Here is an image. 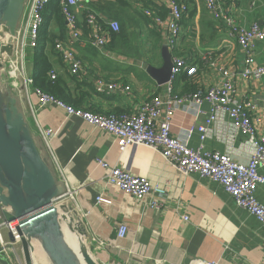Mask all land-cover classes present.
I'll return each mask as SVG.
<instances>
[{
    "label": "crops",
    "instance_id": "1",
    "mask_svg": "<svg viewBox=\"0 0 264 264\" xmlns=\"http://www.w3.org/2000/svg\"><path fill=\"white\" fill-rule=\"evenodd\" d=\"M233 1L236 3L235 19L240 25L264 24V0H221L223 6ZM184 3L189 12L182 20V33L175 47L169 50L174 59L180 58L188 66H196L197 73L190 76L183 70L172 81V92L168 90L169 84L160 86L147 73L149 65L161 66V51L163 46H168L169 33L154 23L147 24L139 16L145 8L142 11L133 4L120 10L114 4H106L105 11H98L103 23L115 20L123 30V37L112 49H109L111 39L105 47L93 46L95 32L89 26L84 28L81 11H77L80 40H69L67 30L62 31L54 25L52 33L63 37L57 38L56 42L71 47L81 63L80 74L73 76L57 51L51 58L52 71L63 81L65 93L70 95L68 100L78 109L120 115L134 113L140 105L157 96L166 99L171 93L185 96L207 90L226 79L201 57L212 53L217 62L229 70L238 98L253 105L248 113L251 118L261 119L257 130L264 135V80L242 79L246 68L245 52L224 22L209 11L204 0ZM30 50L34 54L35 51ZM253 52L255 63L264 64V41L256 42ZM33 72L34 64L28 73L32 76ZM99 79L130 86L131 90L100 94L96 91ZM31 88L33 91L34 85ZM14 95L41 154L50 160L27 101L22 93ZM31 102L38 111V122L55 131L52 149L71 185L78 191L79 208H74L76 219L85 228L87 246L99 264H264L261 224L238 208L220 185L197 174L181 175L160 153L148 147L133 145L121 151L114 137L80 118L70 117L55 106L40 108L36 94H31ZM201 111L202 116H198L195 108L181 109L173 120V136L184 140L190 148L202 146L205 152L228 153L238 161H248L252 153L251 142L248 136L234 129L227 113H220L217 120L208 125V137L201 140V132L196 126L209 115L210 105L204 103ZM98 160L159 184L166 194L162 207L152 209L148 205L150 198L141 203L109 185ZM50 166L57 178V170L52 164ZM259 172L264 175V168ZM99 197L109 203L97 202ZM256 198L264 205V186L257 189ZM184 217H188V221ZM122 225L127 227V233L120 239ZM15 246V253L0 254V264H25L22 249Z\"/></svg>",
    "mask_w": 264,
    "mask_h": 264
},
{
    "label": "built area",
    "instance_id": "2",
    "mask_svg": "<svg viewBox=\"0 0 264 264\" xmlns=\"http://www.w3.org/2000/svg\"><path fill=\"white\" fill-rule=\"evenodd\" d=\"M51 0H27L24 13L17 28L15 37L5 36L0 38L1 45L11 46V54L6 50L0 51V61L3 67L0 70L2 87L10 89L14 93H22L27 101L32 115L37 124L40 141L44 145L50 164L58 172L57 179L64 187V194L56 204L66 203L71 200L74 208H79L77 194L68 180L65 168H63L54 155L52 149V137L55 131L43 127L37 120V109L31 102V94H36L40 108L55 106L62 109L70 117H77L95 127L96 129L111 135L121 151L130 146H145L160 153L163 159L175 168L181 175L197 174L203 179H209L220 185L233 199L235 205L255 217L264 230V205L256 198L257 189L264 186V175L259 170L264 168V135H260L257 126L261 122L259 117L251 118L248 111L253 105L238 98V90L230 80V72L221 66L212 53L202 55V59L210 66L216 68L226 76L222 82L207 90H197L185 96H175L172 93L166 98L155 97L149 102L143 103L131 114H97L90 111L74 108L63 101L54 98L39 89L32 91L33 77L27 71L26 52L39 46L40 31L44 23L43 11ZM104 0H62L60 7L65 20L69 40H80L81 29L77 11L85 15L87 25L95 32L93 46L105 47L111 39V33L120 32V24L115 20L105 23L99 21V16L90 5ZM136 6L142 8L144 0H130ZM159 7L168 9V16L160 18L150 9L143 13L150 17L153 23L167 29L169 33L168 47L173 49L182 33V20L189 12V7L176 0H151ZM205 5L216 19L224 22L230 30L231 36L236 39L245 52V66L242 72L244 80H264V64L257 65L254 60V45L264 41V24L252 23L250 26L240 25L235 19L236 3L233 1L228 6H223L221 0H204ZM106 26V28H105ZM55 49L62 61L67 65L73 76L81 72V63L76 58L75 51L65 46L62 42H56ZM183 70L190 76L197 73L196 66H188L183 59H174L172 80L169 82V92H172V81ZM52 80L57 78L54 71L50 72ZM130 86H124L117 82H107L102 79L96 82V91L100 94L122 91L129 92ZM210 105V113L197 123V129L201 132V140L204 141L209 134L208 125L215 122L220 113H227L233 121V127L248 136L252 145V153L248 161H238L231 154L221 152H205L203 147L193 149L187 146L184 140L176 139L172 134L173 120L176 114L183 110L195 108L198 116H202L201 106ZM193 106V107H191ZM201 118V117H200ZM193 129H191V132ZM36 138V137H35ZM40 150V149H39ZM41 152V151H40ZM104 169L106 182L130 195L136 201L143 203L150 198L148 205L152 209H160L165 191L159 184H153L148 178L124 171L118 167H111L102 160L97 161ZM99 203H109L108 200L99 197ZM7 211L0 209L2 212ZM188 221V217H184ZM19 221H7L5 215L0 218V254L15 253L17 243H10L7 234L17 237ZM127 233V227L122 225L119 229V238L123 239Z\"/></svg>",
    "mask_w": 264,
    "mask_h": 264
},
{
    "label": "water",
    "instance_id": "3",
    "mask_svg": "<svg viewBox=\"0 0 264 264\" xmlns=\"http://www.w3.org/2000/svg\"><path fill=\"white\" fill-rule=\"evenodd\" d=\"M27 0H0V38L15 37ZM11 46L0 51L11 54ZM162 64L149 65L148 75L160 86L172 80L174 58L163 46ZM3 63L0 61V70ZM64 187L56 178L50 162L43 157L26 115L10 89L0 81V209L7 221H19L17 237L8 235L11 243L19 242L25 264H35L32 243L39 242L50 264H99L86 243V230L69 214L64 204H56ZM76 237L75 251L63 227Z\"/></svg>",
    "mask_w": 264,
    "mask_h": 264
},
{
    "label": "trees",
    "instance_id": "4",
    "mask_svg": "<svg viewBox=\"0 0 264 264\" xmlns=\"http://www.w3.org/2000/svg\"><path fill=\"white\" fill-rule=\"evenodd\" d=\"M62 0H51L43 11V18L44 23L40 31V41L39 46L34 49V72H33V85L36 89L41 90L42 92L53 96L56 99H59L63 101L65 104L73 106L72 102L68 100L67 97H70V95L65 93L64 89V83L63 81L57 76L55 80H52L50 77V72L54 68V64L51 60L53 53H55V42L57 38L63 39V37L59 36L57 37L52 32L53 26L57 25L58 28H60L62 31L65 29L66 31V24L64 17L61 12V4ZM178 2H188V0H176ZM106 4H114L117 7H119L120 10H125L133 5V3L130 0H110V1H99L97 3H92L90 7L92 10L98 15V11L106 10ZM142 8H139V10L143 11V8L152 10L157 17L160 18H166L168 16V9L165 7H159L153 2H150L149 0H144L142 2ZM112 7V5H109ZM84 15V14H83ZM141 18L144 19V21L151 25L153 23L151 18H148L145 16L144 13L141 12L139 14ZM99 21L103 23L100 19ZM84 28H87V23L84 15ZM80 27V24H79ZM106 28V26H105ZM111 44L109 45V49H112L114 47V43H116L119 39L123 37V30H121L120 26V32L119 33H111ZM74 108H77L73 106ZM78 109V108H77Z\"/></svg>",
    "mask_w": 264,
    "mask_h": 264
},
{
    "label": "rangeland",
    "instance_id": "5",
    "mask_svg": "<svg viewBox=\"0 0 264 264\" xmlns=\"http://www.w3.org/2000/svg\"><path fill=\"white\" fill-rule=\"evenodd\" d=\"M33 60H34V54L29 49L28 53L26 52V66H27V71L28 72H30L32 70ZM66 202H68V205L72 208V209H70V213L69 214L72 217H74L75 219L78 218L77 213L74 211L73 202L71 200H68ZM36 242L37 241H34L33 243H36ZM19 247H20V250H21V244L20 243H19ZM39 248L40 249H38L34 253V257H33L34 263L35 264H50V260L46 256L44 250H42L40 246H39Z\"/></svg>",
    "mask_w": 264,
    "mask_h": 264
},
{
    "label": "bare ground",
    "instance_id": "6",
    "mask_svg": "<svg viewBox=\"0 0 264 264\" xmlns=\"http://www.w3.org/2000/svg\"><path fill=\"white\" fill-rule=\"evenodd\" d=\"M35 133H37L36 131H35ZM62 204H64V205H66L67 207H68V209L70 210V209H72L69 205H68V202H66V203H62ZM63 227H64V230H65V233H66V236H67V240L69 241V243H71V245L73 246V248H74V250L76 251L77 249H78V243H77V240H76V237L75 236H73L70 232H69V230H68V228H67V222L66 221H64L63 220ZM39 245L40 244H33V247H32V251H33V254L38 250V249H40L39 248ZM41 246V245H40ZM42 249V248H41ZM77 252V251H76ZM96 256V255H95Z\"/></svg>",
    "mask_w": 264,
    "mask_h": 264
}]
</instances>
